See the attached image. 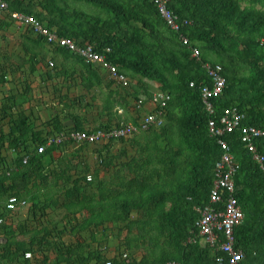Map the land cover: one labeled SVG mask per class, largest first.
Segmentation results:
<instances>
[{
	"label": "trees",
	"instance_id": "1",
	"mask_svg": "<svg viewBox=\"0 0 264 264\" xmlns=\"http://www.w3.org/2000/svg\"><path fill=\"white\" fill-rule=\"evenodd\" d=\"M6 1L8 12L32 14L58 36L71 37L79 45L92 44L125 75L126 82L106 91L107 120L101 119L94 127L79 121L74 127H61L54 120L53 127L35 131L28 117L13 107L15 102L0 107V148L9 151L0 158V216L7 211L2 197L15 195L25 201L16 208L30 207L40 223L42 186L46 190L56 187L51 203L65 209L61 217H51L41 208L43 225L24 226L23 238L13 250L10 242L7 252L0 246V264L16 258L25 264L30 260L25 253L31 256L36 250L40 251L38 264H102L108 257L117 264L122 252L128 253L133 264L169 260L216 264L217 255L226 264L225 253L212 251L195 225L199 210L209 204L215 163L223 152L217 138L227 144L237 164L234 196L243 219L234 227V247L244 253L241 264H264V172L242 141L240 129L219 136L208 129V119L218 124L223 109L236 106L243 113L241 125L264 130V44L260 43L264 39V0H169V8L179 19L191 21L179 31L165 23L153 0ZM81 2L85 5H79ZM8 12L0 15V26L15 22ZM25 27L37 40L35 48L40 45L41 62L51 46L52 66L58 56L63 62L70 60L72 71L65 69L66 76L78 72L84 88L100 86L92 62L46 42ZM180 34L199 50L197 58L181 43ZM35 48L27 46L32 60L37 55L32 51ZM206 62L220 65L225 79L222 92L210 98L212 113L205 110L200 92V85L211 86L203 67ZM3 79L0 74V85ZM155 92L168 96L163 98L164 106L153 103ZM114 103L122 109L118 121L112 120L118 110ZM159 108L165 110L161 126L92 142L103 146L93 169L80 158L85 142L70 153L62 152L61 146L67 142L36 153V146L45 143L47 136L67 130L90 133L126 124L137 126L146 113ZM253 144L264 157V138H255ZM24 156L29 158L26 163L22 162ZM4 163L11 166L4 167ZM76 171L91 172L92 177L86 179L80 172L76 176ZM101 171L110 174L108 181L100 179ZM68 182L71 190L64 188ZM61 190L67 199L62 203L58 200ZM217 239H224L219 232Z\"/></svg>",
	"mask_w": 264,
	"mask_h": 264
},
{
	"label": "crops",
	"instance_id": "2",
	"mask_svg": "<svg viewBox=\"0 0 264 264\" xmlns=\"http://www.w3.org/2000/svg\"><path fill=\"white\" fill-rule=\"evenodd\" d=\"M37 2L38 0H35L36 4ZM6 22V25L0 26V74L4 75L3 82L0 85V107L2 105L7 106L10 102H15L13 107H15L17 111H22L26 117H28L29 122L32 124L31 127H33L35 131L40 130V127H53L52 124H55V121H57L61 127H74V123L78 121L85 127H94L100 123L99 121L101 119L104 118L107 120L104 107L107 101L106 98H108L109 95L107 96L108 93H106V91L116 87V84L124 85V83L111 78L108 69L101 67V65L97 63H92L95 73H98L97 78L99 79L98 83L100 86L92 85L90 88H84L80 78L77 77L78 72L73 76H66L65 69L68 68L69 71H72L68 66L70 60L68 62H63L58 56L55 60L56 68H53L55 67V65L52 66L53 61H51L53 52H51V46H49L47 48L48 51L44 53L46 58L41 62L40 45L35 48L36 46L34 43H37V40L26 29L25 25H19L9 21ZM27 46L35 48L33 50L31 49L37 54L34 60H32L30 56L31 52L27 49ZM50 61L52 64H49ZM48 64L50 66H48ZM75 66L77 69L79 68L77 65ZM114 104V106H118V110L116 111L117 114L112 117V120L118 121L121 118L118 114L121 113L122 109L118 104ZM99 109L103 112L102 114L98 113ZM5 127H8L7 123ZM64 145L61 146L62 152L70 153L71 149L79 147L80 144L67 143ZM4 147H7V144H5ZM102 147L101 144L96 145L85 142L82 144L80 158L88 165L87 159L90 157L93 162L91 169H93L96 167L95 160L97 159L99 150L103 149ZM7 153H9V151H4L3 148H0V158L4 157ZM28 157H30V155H28ZM5 166L10 167L11 165H6L4 163V167ZM88 166L90 167V165ZM0 169H2L1 166ZM76 172L75 175L78 176L80 171ZM79 174L85 176L86 179L88 175L92 177L91 172L85 174L80 172ZM109 175V173L104 171L99 173L100 179L105 181L110 179ZM70 183L71 182L65 184V190L66 188L71 190L72 183ZM59 184H61V181H59ZM55 190L56 187L50 190H46V187H41L39 200L40 223L33 218V212L30 207L28 208L21 205L14 210H5L6 215L3 217V223L0 225V246L3 251L7 252L9 249L13 250L17 244L20 243L21 238H23L22 232L26 231L24 226L30 228L31 225L34 227L35 225L39 227V224L43 225L44 222L42 221L44 218L42 216L44 214L41 212V208L45 211V214L51 217L54 216L58 208V210H65L61 206L54 207L52 205L51 197L56 194L54 193ZM85 191L82 192L84 195ZM43 192H45V194ZM87 192L93 194L90 189L87 190ZM94 192H96V190H94ZM62 193L63 194H61L58 199L60 203L67 201L63 191ZM44 200H46L47 203H44ZM1 201L2 203L4 202L5 205L6 198L2 197ZM24 212L26 215L22 217ZM38 213L39 211H37V214ZM25 236L28 237L29 232L26 233ZM25 240L27 241V239ZM7 242H10L9 249H6ZM38 251L39 250H36L35 254H31V256L28 257L30 260L25 264H38L40 252ZM49 256L52 259V253H50ZM18 259L20 258L14 259L13 262L4 260L2 263H24Z\"/></svg>",
	"mask_w": 264,
	"mask_h": 264
},
{
	"label": "built area",
	"instance_id": "3",
	"mask_svg": "<svg viewBox=\"0 0 264 264\" xmlns=\"http://www.w3.org/2000/svg\"><path fill=\"white\" fill-rule=\"evenodd\" d=\"M161 18L165 23L174 31H179L182 26L191 23L187 19H179L178 15L174 13L168 6L169 0H153ZM8 12V3L6 0H0V15ZM11 19H13L19 25H26L31 28L32 32L36 35H41L46 39L48 43H54L59 47L67 49L69 52L83 58L86 62L97 63L108 69L109 76L116 79L119 82L125 83L126 77L123 73L117 72L115 65L111 64L105 59V55L96 52L93 45L86 43L79 45L73 38L58 36L56 33L47 29L44 23L37 19L32 14H27L22 11H10L8 12ZM181 43L187 46L191 51L192 57L199 56V50L191 46L186 35H179ZM260 43L264 44V39H260ZM109 50V49H108ZM49 64H52L50 61ZM207 76L210 78L211 86L207 84L200 85L201 99L204 104V108L207 112L212 113L214 107L210 101L212 96H217L222 92L225 85V79L221 74V67L218 64H212L206 62L203 64ZM193 85V82H190ZM168 99L167 95H163L161 92L153 93V103L156 105L159 103L160 107L165 105V100ZM140 100L138 101V103ZM153 104V105H154ZM165 110L162 108L151 110L142 117L139 125L132 126L126 124L119 127H111L107 129H95L88 133L80 130H67L59 132L53 136H47L45 143L38 144L36 152L41 153L49 145H61L62 142L80 144L82 142L92 143L97 142L100 139L120 138L128 136L134 132L141 130H148L150 126L159 127L164 123ZM243 119V113L237 109L236 106L225 107L220 114L218 124L214 119H208V129L213 135H221L226 131H232L233 129H240L242 134V141L245 142V146L252 154L253 160L258 163L260 169L264 172V157L261 153L257 152L253 140L257 137L264 138V130L251 125H241ZM217 143L222 148L223 152L218 161L215 163V177L212 181V186L209 192V204L199 210V217L195 221L196 228L200 235L204 237L205 242L211 247L212 251H221L225 253L227 257L226 264H241L244 259V253L242 250L234 247V227L239 225L243 219V211L234 196V179L233 175L236 171L237 164L234 161L232 155L228 152L227 144L221 139L217 138ZM27 156L22 158V162L26 163ZM90 179V175L88 177ZM24 204V200H18L15 195H10L4 205L5 210H11L16 208V204ZM216 203H221L220 208L216 207ZM3 217L0 216V225L3 223ZM223 235V240L218 241L217 233ZM30 253L26 252L25 257H29ZM216 264H225L222 255L215 257ZM127 252H122V259L120 258L117 264H133ZM82 264H96V261H85ZM102 264H115L112 257L102 259ZM137 264V263H134ZM155 264H179L178 262L165 261L163 263Z\"/></svg>",
	"mask_w": 264,
	"mask_h": 264
},
{
	"label": "rangeland",
	"instance_id": "4",
	"mask_svg": "<svg viewBox=\"0 0 264 264\" xmlns=\"http://www.w3.org/2000/svg\"><path fill=\"white\" fill-rule=\"evenodd\" d=\"M81 4H83V5H85L84 3H80L79 5H81ZM118 148H119V145L118 146H116V148L114 147L112 150H113V152H115V151H117L118 150ZM92 156V155H91ZM87 161H88V165H90V167H92L93 165V162H92V159L89 157L88 159H87ZM59 209V208H58ZM56 210L57 212L54 214V216L55 217H60V216H62V214H63V210ZM61 209V208H60ZM25 215H26V213L24 212L23 213V216L22 217H25ZM115 245V244H114ZM107 252V251H106ZM108 253V252H107Z\"/></svg>",
	"mask_w": 264,
	"mask_h": 264
},
{
	"label": "clouds",
	"instance_id": "5",
	"mask_svg": "<svg viewBox=\"0 0 264 264\" xmlns=\"http://www.w3.org/2000/svg\"><path fill=\"white\" fill-rule=\"evenodd\" d=\"M243 261V260H242Z\"/></svg>",
	"mask_w": 264,
	"mask_h": 264
}]
</instances>
